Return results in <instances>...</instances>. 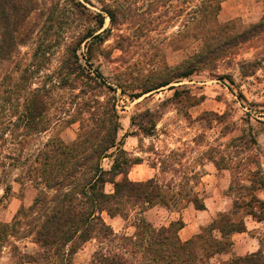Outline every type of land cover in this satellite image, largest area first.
I'll use <instances>...</instances> for the list:
<instances>
[{"label":"trees","instance_id":"trees-1","mask_svg":"<svg viewBox=\"0 0 264 264\" xmlns=\"http://www.w3.org/2000/svg\"><path fill=\"white\" fill-rule=\"evenodd\" d=\"M87 2L90 0H0V183L16 167L36 189L32 202L21 205L11 222L0 221V250L11 237L31 238L37 246L33 252L10 242L12 264H76L74 254L91 240L97 247L88 264H202L215 253L228 251L232 233L245 229L238 217L240 210L246 206L255 214L252 205H264L255 195L245 204L237 196L230 210L219 213L188 240L178 234L184 226L181 218L155 227L143 216L156 205L176 208L177 196L181 200L187 197L196 209L205 205L193 189L182 195L156 177H128L129 169L140 161L126 153L123 139L118 140L116 104L110 98L101 101L94 93L102 85L111 87L91 67L93 46L105 31L104 17L109 16L113 23L115 9L101 0V12H95ZM220 5L221 0H177L179 27L185 34L198 36L202 47L174 68L173 79L188 77L208 65L224 45H236L237 34L230 37L236 33V22L218 20ZM263 24L264 16L251 28ZM23 46L29 50L21 52ZM82 46L85 55L79 53ZM171 81L163 80L133 97ZM76 89L80 92L76 98L81 93L86 98L80 107L83 110L69 114L67 120L80 123L78 136L71 142L57 136L38 141L56 123L51 121V109L62 111L65 106L62 91ZM133 121L134 116L131 124ZM139 128L145 131L144 126ZM106 157L112 158L108 169L102 166ZM107 183L112 184L110 192L105 189ZM8 191L6 185L4 195ZM135 207L140 212L131 235L115 232L103 217L106 213L127 219ZM229 264H264V254L259 250L234 257Z\"/></svg>","mask_w":264,"mask_h":264},{"label":"rangeland","instance_id":"rangeland-1","mask_svg":"<svg viewBox=\"0 0 264 264\" xmlns=\"http://www.w3.org/2000/svg\"><path fill=\"white\" fill-rule=\"evenodd\" d=\"M107 1L115 9L116 18L111 23L105 15L102 26L105 31L102 40L93 46L91 67L99 70L105 85L111 88L102 85L94 93L99 100L110 98L116 104L120 116L117 138L123 139L126 153L140 161L129 169L128 177L132 180L156 177L182 195L191 194L195 185L201 188L205 184L200 179L202 173L216 164L225 169L215 175L218 184L228 186L225 190L229 197L221 196L222 202L227 201L224 207L230 206L237 196L249 199L248 193L263 197L264 24L254 30L251 25L264 16V0H221L217 17L220 22H236V33L230 34V37L237 34L236 45L233 48L224 45L225 51H219L208 65L178 79H173L174 68L199 52L202 41L179 27L175 17L177 0ZM86 6L101 12L102 2L90 0ZM28 50V46L21 48V52ZM79 53L85 55L86 48L82 46ZM81 62L85 65L84 59ZM163 80L172 81L133 97ZM77 93L79 89L62 91L65 106L62 111L51 109V121L56 123L38 141L57 136L71 142L78 136L80 123L67 120L69 114L83 110L80 107L86 98L82 93L76 98ZM58 116L64 120L56 121ZM139 126H144L145 131ZM111 163V157L102 160L105 169ZM6 185L10 191L4 195ZM105 189L110 192L112 184L107 183ZM35 194L33 184L23 178L22 169L12 168L6 181L0 183V221L11 222L18 208L29 205ZM176 200L177 207L172 210L156 205L150 214L145 212L152 207L144 211L143 216L155 227L167 225L170 216H177L187 206V197L181 200L177 196ZM255 207L263 213L264 205L255 203ZM139 212L135 207L127 219L111 218L106 213L103 217L115 232L131 235ZM167 214L163 221L162 216ZM261 227L264 250V224ZM10 242H15L22 251L37 249L30 237L21 240L11 237L0 250V264H12ZM96 247L95 240L86 242L74 254L73 261L88 264Z\"/></svg>","mask_w":264,"mask_h":264},{"label":"crops","instance_id":"crops-1","mask_svg":"<svg viewBox=\"0 0 264 264\" xmlns=\"http://www.w3.org/2000/svg\"><path fill=\"white\" fill-rule=\"evenodd\" d=\"M224 170H225L224 168H220L216 164H214L213 169L204 171L200 177L202 181H206L204 185L203 183L199 182V184L201 186L203 185V187L199 188V185H195L193 187V189H196L197 191L201 192L197 194L202 199L205 208L196 209L193 203L187 202V206L184 209H182L180 212H178L177 216H170L169 220L166 221L169 222L179 218L183 220L184 226L178 232L179 237L182 240H188L192 238L194 235L201 232L203 227L211 223L212 220L216 218L219 213L227 212L229 208L230 209L232 208L233 201H231L230 206L224 207L227 201L224 200L222 202V197H221V196H223V198L229 197V195L226 193L228 186L226 187V185L222 186L218 184L219 178H216L215 176L216 174H218L219 172H223ZM213 179H215V181ZM141 180H146V178ZM247 195H249V197L251 198L253 194L248 193ZM256 197L264 202V196L261 197L257 195ZM250 198L245 200L242 197L241 199H239V201L241 202V204H245L248 201H250ZM242 199H244V201ZM154 208H156V206L150 208L145 213L150 214V212H152ZM245 208L246 206L242 208L238 213L239 219L241 218L243 220L245 229L242 231H237L232 233L231 235L232 243L229 250L215 253L213 256L210 257L208 261L202 264H229V261L234 257L245 256L247 254L254 253L259 250H262L264 253L261 242L262 237L260 235L261 234L260 231L262 228L261 226L264 224V208H263V213H261L262 210L261 211L257 210L255 205H252L251 210L256 212L255 214L249 213V211H247V209ZM260 215H262L263 218H259ZM167 217L168 214L165 217L162 216V218H165L163 219V221H165Z\"/></svg>","mask_w":264,"mask_h":264}]
</instances>
